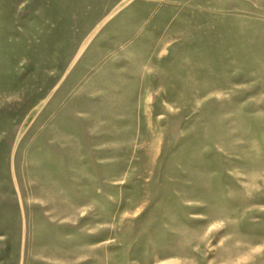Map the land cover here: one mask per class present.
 <instances>
[{
	"label": "rangeland",
	"instance_id": "rangeland-1",
	"mask_svg": "<svg viewBox=\"0 0 264 264\" xmlns=\"http://www.w3.org/2000/svg\"><path fill=\"white\" fill-rule=\"evenodd\" d=\"M0 264H264V0H0Z\"/></svg>",
	"mask_w": 264,
	"mask_h": 264
}]
</instances>
